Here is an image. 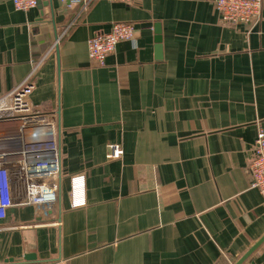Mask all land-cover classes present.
I'll use <instances>...</instances> for the list:
<instances>
[{"label":"crops","instance_id":"1","mask_svg":"<svg viewBox=\"0 0 264 264\" xmlns=\"http://www.w3.org/2000/svg\"><path fill=\"white\" fill-rule=\"evenodd\" d=\"M114 22L134 38L94 66L87 39ZM26 79L30 104L56 114L58 200L8 209L0 264H233L264 235L247 170L264 129V0L241 25L212 0H0V97ZM242 264H264V242Z\"/></svg>","mask_w":264,"mask_h":264},{"label":"built area","instance_id":"2","mask_svg":"<svg viewBox=\"0 0 264 264\" xmlns=\"http://www.w3.org/2000/svg\"><path fill=\"white\" fill-rule=\"evenodd\" d=\"M41 0H11L14 9L26 11ZM66 0H61L64 3ZM128 3L130 0H107ZM86 9L90 0H69ZM222 21L251 24L261 16L262 0H212ZM67 28L65 29V31ZM135 26L130 22H114L105 32L87 39V55L94 66H102L106 57L123 40H133ZM32 87L25 80L7 95L0 97V220L8 209L17 206H40L51 209L58 200L61 153L54 112L34 107L27 95ZM107 159L123 154L117 143L107 145ZM250 186L264 198V129H259L252 145L247 166ZM72 206L85 203L84 174L70 176ZM39 264H53L51 262Z\"/></svg>","mask_w":264,"mask_h":264},{"label":"water","instance_id":"3","mask_svg":"<svg viewBox=\"0 0 264 264\" xmlns=\"http://www.w3.org/2000/svg\"><path fill=\"white\" fill-rule=\"evenodd\" d=\"M154 30L156 33V53L158 55H160V27L159 24H155L154 26ZM264 242V235H262V237H260L251 247H249L247 249V251L245 253H243V255H241V257H239V259H237L235 261V263L233 264H242L244 262V260H246V258H248V256L262 243Z\"/></svg>","mask_w":264,"mask_h":264}]
</instances>
